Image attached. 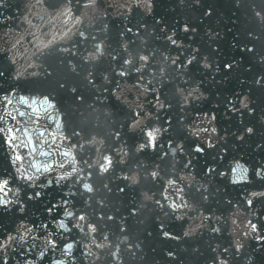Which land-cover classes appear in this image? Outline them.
I'll use <instances>...</instances> for the list:
<instances>
[{
  "label": "water",
  "instance_id": "95a60500",
  "mask_svg": "<svg viewBox=\"0 0 264 264\" xmlns=\"http://www.w3.org/2000/svg\"><path fill=\"white\" fill-rule=\"evenodd\" d=\"M66 5L0 0V264H264V0Z\"/></svg>",
  "mask_w": 264,
  "mask_h": 264
},
{
  "label": "snow or ice",
  "instance_id": "6c2138e0",
  "mask_svg": "<svg viewBox=\"0 0 264 264\" xmlns=\"http://www.w3.org/2000/svg\"><path fill=\"white\" fill-rule=\"evenodd\" d=\"M36 2H37V4H43V3H44V0H36ZM76 2H77V4H79L82 8H84V9H88V8H93V7H95L97 0H83V2H81V0H76ZM71 4H72V0H67V5L63 8V10H58V9H57V10H54V11H55V14L50 16V18H49V20H48V22H47L48 25H52V24H54V23L56 22V20L60 19L61 17H64V18H65V19H63V20L61 21L65 26H67V24H68V19H70V18H71V19H74V25H73V26H75V24L81 23L82 21H81L80 17L77 16V15H75V14L73 13L72 8L70 7ZM41 19H43V18L41 17ZM29 23H30V22H29ZM186 30H187V29H186ZM69 31H71V29H69ZM65 35H67V33H65ZM79 35H80L81 37H83V36H84V33H83V32H80ZM169 39H171V37H169ZM173 43H175V42L173 41ZM96 48H97V51L99 52V50H100V45H96ZM101 54H102V53H101ZM139 60H140V61H144L145 64H146V63L148 62V57L145 56V55H140V56H139ZM124 63H125V64H133V61H132L131 59H128V60H125ZM173 63H175V61H173ZM189 63H191V61H189ZM142 67H143V66H141V67H135V66H134V70H135L136 72H141V71H142ZM229 67H230V66H229ZM162 71H163V70H162ZM127 74H128L127 71H121V72L119 73V75H121V76H125V75H127ZM149 82H150V81H149ZM19 102L22 103V104H24V105H26V106H28V107H32L33 105H35V104L37 103V101L34 100V99L31 101V103H29V100L26 99V98H24V97H21ZM8 103L11 104L12 101H11V100H8ZM43 104H46L48 107H53V105L49 103V101H48V99H47L46 97H45V99L43 100ZM33 111H36V109L33 108ZM7 115L12 116V113H7ZM19 115H20V116H24L25 113L20 112ZM12 118L15 119L14 116H13ZM0 120H3V117H2V116H0ZM4 131H5V129L0 128V132H4ZM15 131H19V129H15V130H14L13 128H8V129H7V132L9 133V135H8V137H7V140H8L9 143H11L12 141L18 139V137L14 134ZM249 131H251V129H249ZM158 132H159V129H153L152 131H149V132L147 133V136L149 137V143L154 144V141H155V139H156V133H158ZM23 134H24V136L27 137V136H28V132H27V130H25ZM41 135H43V133H41ZM21 143H23V141H21ZM31 143H32L31 137H28L27 144H31ZM25 146H27V145H25ZM140 147L143 148L144 145H141ZM32 150L35 151L34 148H33ZM197 150L199 151V149H197ZM41 154H42V155H46V153H41ZM63 154H64L65 156L70 155V153H68V152H65V153H63ZM20 159H21V157H20L19 155L16 156V160H20ZM73 161L75 162V157H73ZM104 161H105V163H103V164L100 165V171H101V173L107 172V171L109 170V167L111 166V158H110V157L105 156V157H104ZM33 167H35L37 171L40 170V168H39L38 165H33ZM237 167L239 168V165H237ZM47 170H48V169H47V166H46V167H45V171H47ZM75 170H76V169L73 168V172H74ZM233 171H235V169H234ZM69 175H71V174L69 173ZM156 175H157V173H155V172L152 173V176H153L154 178H155ZM21 178L24 179V180H32V179H33L32 176H30V175H26V174H23V175L21 176ZM62 178H64V177H62ZM125 178L127 179L128 177H125ZM233 182H236V181L234 180ZM171 183H173V182H172V181H169V184H171ZM7 184H8V181H7V180H4L3 182H0V191H3L4 188L7 186ZM84 189H85L86 191H88V192H91V191L93 190L92 187H91L89 184H84ZM172 207H173V210H175L177 207H179V205H172ZM67 215H68V216H71L72 213L69 212V213H67ZM79 219H80V220H84V217H83V216H80ZM109 219H111V217H109ZM74 226H75V227H80V225H74ZM61 227L64 228L65 225L61 224ZM89 228H90V230H91L92 232H95V231H96L95 226H93V225H89ZM252 228H253V230H255L256 225H252ZM186 235H187V233H186ZM53 246H55V245H53ZM97 247H101V245H97ZM71 248H72V245H71V244L67 245V249H68V250H71Z\"/></svg>",
  "mask_w": 264,
  "mask_h": 264
}]
</instances>
